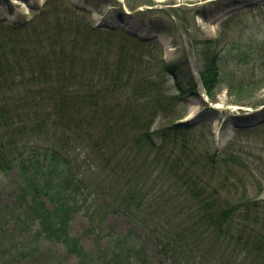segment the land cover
Segmentation results:
<instances>
[{"label":"trees","instance_id":"16d2710c","mask_svg":"<svg viewBox=\"0 0 264 264\" xmlns=\"http://www.w3.org/2000/svg\"><path fill=\"white\" fill-rule=\"evenodd\" d=\"M202 55L210 98L224 82L243 105L242 91L264 86V46L244 55L246 70L221 71L214 48ZM186 95L199 96L187 63L71 3L0 24V174L20 180L0 205V264H21L46 241L77 264H151L150 243L171 264H264V199L248 195L259 178L217 150L205 125L180 122ZM27 132L49 143L21 142ZM96 191L111 200L88 201ZM80 202L90 232L107 212H127L144 231L87 251L69 233Z\"/></svg>","mask_w":264,"mask_h":264},{"label":"rangeland","instance_id":"374dc122","mask_svg":"<svg viewBox=\"0 0 264 264\" xmlns=\"http://www.w3.org/2000/svg\"><path fill=\"white\" fill-rule=\"evenodd\" d=\"M21 3L26 4L25 13L21 11ZM53 3H71L88 11L97 25L123 28L146 38L165 61L187 63L193 76L204 66L205 56L202 52L216 49L219 52L218 65L225 72L243 66L249 60L244 55L264 46V0H0V24L29 20ZM124 7L132 12V16L125 14ZM123 18L130 20L135 28L124 25ZM206 40H212L214 44H206ZM253 56H257V53ZM251 65H245L242 69L246 70ZM172 84L170 80L169 85ZM233 94L239 95L236 92L230 95L225 83L219 84L213 101L232 105L233 109L214 112L208 111L200 95H186L185 114L180 122L193 127L205 125L204 131L207 133L209 130L217 150L223 154L238 155L245 160L254 169L260 182L249 180L248 195L264 199V178H261L264 177V86L249 94L242 91L241 96L246 103H242L244 109L241 112L235 109L238 104L233 102ZM26 128L31 129L30 125ZM30 140L32 145L46 146L49 143L45 136L33 138L29 132L25 133L21 142ZM19 185L15 170L0 174V205L12 204ZM100 193L93 192L86 198L91 201L96 196L95 199L103 205L111 200ZM80 206L81 209L70 221L69 233L87 251L127 230L137 234L144 231L130 219L127 212H107L105 217L95 216L99 229L90 232L84 203L80 202ZM153 249L154 244L150 243L151 264H171L168 260L158 259L151 252ZM196 261V264H200ZM77 262V258L67 254L63 246L46 241L40 244L39 252L21 264Z\"/></svg>","mask_w":264,"mask_h":264},{"label":"water","instance_id":"95a60500","mask_svg":"<svg viewBox=\"0 0 264 264\" xmlns=\"http://www.w3.org/2000/svg\"><path fill=\"white\" fill-rule=\"evenodd\" d=\"M195 76H196V80H197V83H198L199 93L204 98V101L209 105L210 108H212V109H218V110H231V109H233V107H231V106H229L227 104H217V103H214L212 101V99L207 95V93H206V91H205V89H204V87L202 85V82H201V79H200L199 74L197 73ZM235 108L236 109H242V107H235ZM255 109L256 108H254L253 110H255Z\"/></svg>","mask_w":264,"mask_h":264},{"label":"bare ground","instance_id":"6f19581e","mask_svg":"<svg viewBox=\"0 0 264 264\" xmlns=\"http://www.w3.org/2000/svg\"><path fill=\"white\" fill-rule=\"evenodd\" d=\"M15 2L18 4L17 1H15ZM21 4H22V10L21 11L25 13L26 12V4H24V3H21ZM125 14H129L128 10H126ZM122 23L128 27L133 28V29L135 28L134 24L132 22H130V20H128L127 18H125V19L123 18Z\"/></svg>","mask_w":264,"mask_h":264}]
</instances>
